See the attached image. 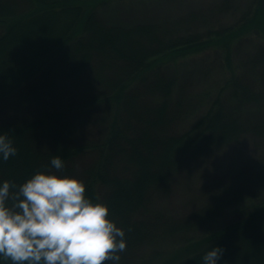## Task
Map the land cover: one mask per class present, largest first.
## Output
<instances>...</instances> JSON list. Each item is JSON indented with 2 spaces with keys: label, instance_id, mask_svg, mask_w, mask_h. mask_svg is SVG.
Segmentation results:
<instances>
[{
  "label": "trees",
  "instance_id": "1",
  "mask_svg": "<svg viewBox=\"0 0 264 264\" xmlns=\"http://www.w3.org/2000/svg\"><path fill=\"white\" fill-rule=\"evenodd\" d=\"M106 1L109 0H0V131L7 132L18 146L24 145L26 136L36 140L38 136L32 130L43 129L46 119L40 117L41 106L36 101L29 102L28 95L35 94L43 80L49 84L58 80L66 88L60 90L63 96L60 99L63 100L60 108L47 113L60 114L70 122L72 129L75 123H80L78 121L94 124V129L78 131L81 140L72 142L70 139L74 130H68V127L56 130L53 125L49 129L51 132L42 138H45V143L56 145V150L58 137L67 141L62 154L68 174L75 173L73 162L77 158L91 155L93 163L87 166L92 168L88 169L85 165L77 174L86 184V194L106 203L109 210L132 211V218L120 222V227L126 233V248L120 253L119 264H132L136 248L158 240L169 241V238L176 240V246L166 255L156 253L154 264H200L203 254L216 245L223 250L218 264H264V197L255 196L258 182H264V166L254 170L251 177L243 170L238 171L224 182V189L215 196L214 202H209L187 218L174 220L154 209L151 212L153 206H149L154 194H165L169 190L174 169L167 167L176 165L177 171L188 159L215 143L212 137L229 134L233 138L223 144L234 143L246 133L245 128L264 137V111H260L264 110L261 102V95L263 98L264 95L255 93L249 96L245 94L247 90L239 93L241 84L237 83L238 80H241L242 85L246 83L248 90L260 84L264 86V0H248L233 24L208 28L204 32L198 30V21L211 13L236 15L240 1L215 0L208 7L190 9L186 14L182 13L171 20L123 24L133 32L151 30L157 39L148 49L142 44L138 50L132 49V54L127 56L117 53L113 45L117 25L108 23L100 13L99 6ZM103 26L105 30L107 28L109 36L104 37L105 42L102 40L107 46L103 51L92 53L94 66L88 64L85 68V54H79L75 60L76 66L79 65L72 70L73 77L68 72L55 76V67L70 57L71 52L82 49L83 45L90 42L92 33ZM18 38L21 39L17 41ZM247 38H254L258 42L256 53L251 58L252 65L248 67L249 75L234 71V53ZM211 49L220 56L222 66L231 72L230 78L225 76L220 94L211 102V106L197 116L195 125L189 130L166 134L161 126L160 131L165 135L152 139L154 136L151 131L154 129H150V126L172 121L166 117L167 107L174 105L175 115L182 111V97L178 93L184 71L182 63ZM261 67L263 72L258 73ZM105 68L112 75L108 76L109 81L104 84L102 78H107L103 74ZM164 76H168L167 81L170 78L164 89L149 87L155 86ZM232 78L233 93L228 88L233 82ZM40 87L44 90L43 85ZM84 90L85 94L91 90H97V93L80 101V92ZM133 95L142 100L143 106L152 109L141 112L144 118L139 109L131 114L128 111V101ZM241 95L245 101H251L252 108L257 110L253 122H249L250 127L242 120L246 113L232 111L242 102L237 106L231 101L226 102V99L233 97L239 101ZM175 96L176 103H173ZM18 112L30 120L17 121ZM141 118L144 130L137 131L132 121L136 120V125L140 126ZM147 118L150 130L145 129ZM42 119L44 121H40ZM9 122L16 123L10 125ZM105 122H110V127L103 128ZM216 123L217 126H233L236 130H213ZM99 130L106 131L99 133ZM135 134L144 140H131L128 136L134 137ZM75 135L78 136L77 133ZM23 138L25 141H22ZM130 141L136 143L131 144ZM69 150L70 157L67 159ZM19 153L22 162L15 161L12 156L7 161L0 160V181L7 179L19 185L42 165L50 163L48 156L34 162L24 159V150L20 149ZM161 154L164 159H155ZM142 159L145 165L138 166ZM128 161L130 164L125 166ZM151 164L160 169L156 175H151ZM114 169H120L121 172ZM125 172L128 175H124ZM147 176L150 178L146 185ZM246 204L251 206L246 208ZM229 211L238 217L220 225V219ZM143 215H146L145 218ZM120 218L121 215L118 216L121 221ZM203 230V236H191V232ZM0 264L13 262L8 259L0 261ZM103 264L113 262L109 259Z\"/></svg>",
  "mask_w": 264,
  "mask_h": 264
},
{
  "label": "rangeland",
  "instance_id": "2",
  "mask_svg": "<svg viewBox=\"0 0 264 264\" xmlns=\"http://www.w3.org/2000/svg\"><path fill=\"white\" fill-rule=\"evenodd\" d=\"M215 0H109L106 2H103L100 9V13L102 17L108 22L112 23V25H117V32L114 31V41L113 45L116 48V52L121 54L122 56L131 55L132 49H139L141 46L144 45L146 49L150 47L151 44H155L157 39L154 36V32L151 30L144 31L141 33V31H131L126 29V27L123 24L131 25L135 23H139L141 21H154V22H161V21H167L174 19L178 17L179 15L186 14V11H189L190 9H197V8H203L208 7L211 4V2L214 3ZM238 2V8L239 11L237 14H226L223 15L221 13H211L208 16L202 18L200 21L197 22L198 30H201L204 32V30L208 28H216L220 25H226V24H233L232 22L237 20L241 15V10L244 8L243 6L247 3L248 0H239ZM185 12V13H184ZM183 13V14H182ZM168 26L171 27L170 22H168ZM113 30V29H112ZM107 28L104 29V26L99 28L98 30L94 31L92 33V36L90 37V42L86 45H83L82 49L76 50L75 52H71L72 55L70 57L62 60V62L55 67L57 70L55 72V76H59L62 73H69L72 77L74 76V70L76 66L75 60H77L79 54H85V68L89 66H94V58L92 53L94 51H103V48L106 45L103 44L104 37L108 38L107 36ZM117 38V40H116ZM21 38H18L17 41H19ZM103 40V41H102ZM105 42V41H104ZM258 48V42L253 38H247L241 45L237 46L236 51L234 53V62H235V72H243L245 75H249L250 69L248 68L251 66L254 55L256 53V50ZM142 50V49H141ZM140 50V51H141ZM92 51V52H91ZM138 51V52H140ZM87 55V56H86ZM195 57V56H194ZM252 58V59H251ZM238 65V66H237ZM242 65L241 67H239ZM182 67L184 68V71L182 73V80L179 85L178 93L180 97H182V106L180 112L178 115H175L176 111L173 108L174 105H170L167 107L166 110V117L171 121L169 124H161L160 126L158 124L154 126L149 125V119L147 118L145 121L148 122V124L145 123V129H149L147 125H149L151 128L154 129L152 133L153 138L157 139L159 136H163V134L160 130H165L166 134H171L173 132H180L183 133L186 130H189L191 127L195 125V121L197 119V116L204 112L208 106H211V102L214 101L216 96H218L219 89L221 88L223 81L225 80V76L227 78L231 77V72L227 67L222 66V62L220 61V56L215 53V50H208L205 53H202L198 55L197 57L193 59L187 60L185 63H182ZM246 68V69H243ZM264 67V66H263ZM84 68V69H85ZM261 69V70H260ZM258 71V70H257ZM262 71V67L259 68L260 73ZM263 72V71H262ZM103 74L107 78H102L104 84L107 83L108 76L112 75L111 72L108 70L103 71ZM168 77V76H167ZM167 77H163L162 80L155 84V86H149L150 83H148V86L150 88H163L167 86V84L170 81H167ZM114 79V78H113ZM254 78V82H255ZM233 82H230L228 88L230 92L233 93V85H234V78H232ZM258 80V79H257ZM256 80V82H257ZM253 81V80H252ZM44 82V83H43ZM41 82L36 90L35 94L28 95L29 102H37L41 106V118L44 119L40 121H44L43 124H45L43 127L46 129H39L37 128L35 130H32L34 132L35 136H38L36 140H34V137H28L26 136L22 139L24 142L23 146L15 145L16 143L13 141L14 145L20 150H24L26 157L24 159L26 160H32L36 162L40 158L46 159L47 156L49 160L53 155H60L63 158L62 150L65 146L66 140H63L62 137L57 138V150L56 145L53 146L45 143V138L42 136H45L51 132L52 126H55L56 130H60L64 127H68V130H74L72 133L71 141L77 142L80 141L81 138L79 137L80 134L78 131L83 130H93L94 124L91 123H85L87 121H78L80 123H75L72 126L70 125V122L64 117H62L60 114H54L47 113L52 111L53 109L60 108L62 98L63 97L60 93V90H66V88L62 87L58 80L54 82L53 84L46 83L44 80ZM237 83L241 84L239 85L238 92L242 93L245 90L246 95H253L255 93L263 94L264 95V86L263 84H260L259 86H255L252 89H249L246 87L247 84L242 85L243 83L241 80L237 81ZM256 84V83H255ZM254 84V85H255ZM41 85H43L44 90L41 89ZM40 87V88H39ZM97 90H91L88 91L85 94V90L80 92L79 98H81L80 101H85L90 96L95 95ZM251 91L253 93L251 94ZM32 92V91H31ZM148 93V92H147ZM225 93V92H224ZM84 95H87L84 96ZM66 96V95H65ZM64 96V97H65ZM150 97V96H148ZM173 103H176V96L174 97ZM233 97L230 100L226 99V102L231 101L234 106H237L239 102H242V105L238 106L236 109H232L233 112L237 113L240 111H243L242 113L246 115L242 117V120L245 124H249V122H253L255 117V110L253 105L251 104V101H245L243 95H241V98L239 101L236 99L234 100ZM251 98V97H250ZM27 100V99H26ZM252 100V99H250ZM261 102L262 105H264V98L261 95ZM172 103V104H173ZM52 104V105H51ZM186 104V105H185ZM224 105V103H223ZM250 105V107H249ZM256 106V104H255ZM225 107V106H224ZM103 109V108H102ZM135 109H139L140 113L142 111H150L152 110L149 106L145 107L143 106L142 100H139V97L133 95L130 97V100L128 101V111L133 113ZM187 111V113H186ZM264 111V110H260ZM19 113V112H18ZM181 113V115H180ZM28 114V113H27ZM49 114V115H48ZM57 115H60L58 117ZM142 117L144 118V114H142ZM17 121H24L28 122L30 120L25 114L19 113V116L17 117ZM16 118V119H17ZM37 117H34L33 119H36ZM143 118H141V125H136V120L131 121L133 122V128L135 130H144L143 128ZM158 118V117H157ZM177 120V121H176ZM241 120V121H242ZM39 121V122H40ZM131 122V123H132ZM218 122V121H216ZM16 123V122H14ZM10 123L9 124H14ZM153 123V122H152ZM215 123V122H214ZM18 124V123H17ZM155 124V123H153ZM213 127V130H236L231 127H225V126H217ZM75 126V127H74ZM137 126V127H136ZM163 128H162V127ZM103 128L110 127V122H105ZM250 127V124H249ZM162 128V129H161ZM79 129V130H78ZM149 129V130H150ZM246 133L244 135H241L239 140L234 143H226L229 139L233 137H229L228 134H223L219 137H212L214 142L212 145L207 147L203 152L195 154L194 157H191L188 159V161L184 162L182 167L176 171V165H171L167 168L174 169L172 171V182L170 183L169 190L165 193H158L153 195V199L151 204L149 205L152 209L155 211H159L162 213H165L164 215L166 217H173L174 220H180L187 218L194 214L195 211H197L199 208L205 206L209 202L213 201L215 199V196L220 194L224 189V182L226 180H229V178H232L234 174H236L238 171L243 170L245 174H247L248 177H251L254 174V170H257L264 166V137H260L256 133H253L250 131V128H245ZM101 131L106 130H99V133ZM75 133L78 134V136L75 135ZM25 134V133H24ZM217 135L216 133H214ZM213 134V135H214ZM26 135H28L26 133ZM131 140H137V139H143L141 136H137L136 134L134 137L131 135H128ZM238 137V136H237ZM100 138V135H99ZM135 138V139H134ZM63 140V141H62ZM144 140V139H143ZM142 140V141H143ZM141 141V140H140ZM136 143V141H130L131 144ZM149 145V144H148ZM44 148V150H43ZM63 148V149H62ZM18 150V151H19ZM56 150V151H55ZM17 151V153H18ZM70 150L68 151L67 159L70 157ZM15 154L13 159L18 162H22V155ZM22 153V152H21ZM29 156V157H27ZM139 155V159H140ZM66 157V156H65ZM164 156L161 154L155 159L160 160ZM146 159V158H145ZM95 160V156H94ZM30 165H32V162ZM139 161V160H138ZM156 162V160H154ZM92 156L87 155V157H82L81 159L77 158L73 164H74V172L73 175L78 174V172H81L83 167L86 165L92 164ZM130 162H126L124 165H129ZM145 165V161H140V164L138 163V166ZM157 164H155L156 166ZM116 166V165H115ZM118 166V165H117ZM116 166V167H117ZM88 169L92 168L91 166H87ZM115 167V168H116ZM150 168L152 169L151 175H156V171H160L159 168H154L153 165H150ZM166 168V169H167ZM26 169V168H25ZM156 169V170H155ZM168 169V171H169ZM121 172L120 169H114V171ZM138 172V171H136ZM128 172H125L124 175H128ZM169 173V172H168ZM136 175V174H135ZM146 175H149L146 173ZM147 183L149 182V176H147ZM124 186V183H122ZM100 191L102 193H105V191L99 187ZM255 196L256 197H264V182H258V185L255 189ZM147 197V196H146ZM152 198V196H151ZM146 199V198H145ZM214 202V201H213ZM250 204H246V208L250 207ZM132 211H128L127 209H123V211L116 210L114 208H110L109 210V216L115 220L118 226H120V222H124L127 220V218H132L131 215ZM150 212V213H151ZM121 215L122 219L121 221L118 219V216ZM144 218L146 215H143ZM139 218L141 216L138 215ZM238 216L235 213H232V211H229L226 215L222 216L220 219V225L225 224L227 222L233 221ZM148 219V217H146ZM158 222V221H157ZM156 222H153L155 224ZM204 235L203 231H196L191 232V236L198 238ZM173 239V238H172ZM169 238V241L166 240H158L154 243H147L144 246L140 247L139 249L136 248V251L134 252V255L132 257V264H154L153 260H155L156 253L162 252L164 255H166L168 252L172 251L173 248L176 246V240H172ZM163 255V256H164ZM156 263V262H155Z\"/></svg>",
  "mask_w": 264,
  "mask_h": 264
},
{
  "label": "clouds",
  "instance_id": "3",
  "mask_svg": "<svg viewBox=\"0 0 264 264\" xmlns=\"http://www.w3.org/2000/svg\"><path fill=\"white\" fill-rule=\"evenodd\" d=\"M12 138L0 131V160L17 153ZM11 201V203H9ZM125 230L109 216V206L86 194V184L65 171L53 155L23 183L0 181V261L13 264H119ZM219 245L200 264H218Z\"/></svg>",
  "mask_w": 264,
  "mask_h": 264
}]
</instances>
